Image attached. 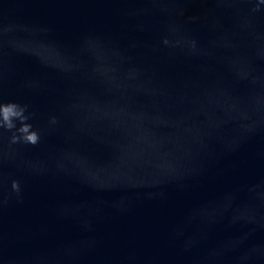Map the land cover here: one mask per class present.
I'll list each match as a JSON object with an SVG mask.
<instances>
[{"label": "water", "instance_id": "1", "mask_svg": "<svg viewBox=\"0 0 264 264\" xmlns=\"http://www.w3.org/2000/svg\"><path fill=\"white\" fill-rule=\"evenodd\" d=\"M255 3L0 0V264H264Z\"/></svg>", "mask_w": 264, "mask_h": 264}, {"label": "clouds", "instance_id": "2", "mask_svg": "<svg viewBox=\"0 0 264 264\" xmlns=\"http://www.w3.org/2000/svg\"><path fill=\"white\" fill-rule=\"evenodd\" d=\"M193 2V0H189ZM199 2H211L219 3L220 0H199ZM251 2V0H248ZM264 10V0H256L255 6L251 9L253 13L261 12ZM183 15V13H181ZM191 20H195L196 17H190ZM165 45L169 44L167 39L163 40ZM261 43H264V38L261 37ZM191 46L193 49L196 48V41H191ZM264 59V58H261ZM253 78L260 79V76L256 74V70L253 69ZM28 111L27 105H20L15 102L2 103L0 102V128L7 131H14L13 136L11 137V143H24L27 145L36 146L40 142V134L33 130L32 125L27 121L30 119V115H26ZM19 122V127L17 128V123ZM51 124H56L57 120L55 117L50 119ZM12 191L19 195L20 193V184L18 181H13L11 185Z\"/></svg>", "mask_w": 264, "mask_h": 264}]
</instances>
